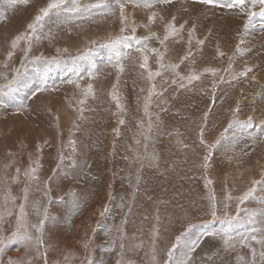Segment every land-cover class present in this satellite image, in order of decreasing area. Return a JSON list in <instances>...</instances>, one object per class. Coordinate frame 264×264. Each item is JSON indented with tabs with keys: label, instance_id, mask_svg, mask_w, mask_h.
I'll use <instances>...</instances> for the list:
<instances>
[{
	"label": "rangeland",
	"instance_id": "374dc122",
	"mask_svg": "<svg viewBox=\"0 0 264 264\" xmlns=\"http://www.w3.org/2000/svg\"><path fill=\"white\" fill-rule=\"evenodd\" d=\"M46 3L47 0H30L28 5L5 12L6 18L0 20V61L5 58L10 40L26 31L38 9ZM180 7V0H175L162 13L164 23L172 15H177V25L188 21L183 39L168 42L169 52L164 63H179V58L189 48L187 29L195 24V37L205 43L197 50L193 40V56L177 71L187 75L190 71L200 73L204 69H217L215 76L204 72L200 81L182 89L179 88V77L172 72L163 71L161 76L149 82L146 73L141 75L138 64L126 60L125 72L120 74L118 83L113 67L105 65L101 68L98 77L92 81L95 95L87 98L82 112L78 111L81 106L76 103L81 98L79 91L70 85H60L58 74L54 77L59 85L57 91L38 93L29 100L27 95L31 93L25 90L27 107L22 111H17L15 101L0 106V206L4 203L5 189L17 197V205L22 202V190L28 183L23 173L39 158V182L33 181L30 185L26 211L28 219L36 223L38 218L32 204L39 200L48 205L50 216L55 217L45 228L48 264H88L89 259L92 264H117L118 260L123 264H153L154 228L157 230V258L162 261L175 238L188 230L190 224L198 231L212 220L210 194L216 196L221 216L225 197L232 196L228 211L234 215L239 203L237 198L252 186L253 180L264 176V143L253 145L245 138L234 150L227 151L220 146L215 149L205 146L213 144L221 133L232 136L235 129L226 133L224 130L237 102L239 119L245 120L250 115L256 123L264 119V98H261L264 96V17H254L252 26L242 38L240 34L244 31L246 17L194 0H185L186 11L178 12ZM258 10L259 5L253 9ZM126 12L136 24L147 23V10L129 5ZM48 27L52 29L53 38L35 45L32 55L53 57L57 55V48H67L74 55L91 40L103 41L109 34H119L120 23L118 18L109 17L103 23L73 22ZM149 31L162 38L163 24L157 21L150 28L137 27L136 35L146 36ZM126 34L131 35V30ZM241 39L243 43H240ZM148 43L151 48L164 50L157 39ZM238 44L247 49L243 55L236 52ZM218 51L223 55H218ZM131 55L133 58L139 56L135 50ZM22 56L23 53L17 51L11 65L18 67ZM230 57H233L231 62ZM149 67L152 71L159 67L154 54L149 56ZM245 68L252 69L246 77L230 79ZM221 76L229 82L218 83L214 90L213 82L219 81ZM172 79H177L178 83L172 84ZM88 82L87 77L81 81L85 85ZM0 83H3L2 79ZM114 84H117L125 108L123 114L117 112L109 95ZM151 84H155L156 91L162 94L151 98L146 114L145 103ZM205 112H209L207 121L203 119ZM121 118L125 120L123 125L118 124ZM150 121L151 131L148 129ZM202 125L205 145L200 143ZM117 128L119 134L113 131ZM70 141L75 142V152ZM38 144L41 146L39 151ZM61 152L70 157L64 161L69 175L59 176L49 184L48 196L52 200L49 204L48 197L44 196V181L53 174ZM209 152L205 169L202 165ZM73 161L75 166L69 168ZM17 168L20 169L18 179L12 182L11 178L17 176ZM206 179L212 181L207 187ZM256 195L264 196V192L258 190ZM73 200L83 205L75 215L71 214ZM8 206L12 207L11 203ZM105 207L108 211L101 217ZM259 207L261 205L256 201L241 205L244 209ZM18 210V207L12 208L13 215L5 218L2 226L5 235L15 228ZM98 222L100 227H97ZM211 227L218 228L219 223L213 221ZM84 241H88V249L84 248ZM121 243L124 249L119 255ZM110 246L113 250L105 251ZM44 251L42 248L41 252ZM214 253L209 261L207 257ZM22 256L23 248L12 244L0 256V261L7 264L10 257ZM28 256L34 257L35 253L29 252ZM238 257L250 260L249 249L237 243L235 248L226 250L219 238L204 237L194 253V264H244ZM33 264H44V261L35 259Z\"/></svg>",
	"mask_w": 264,
	"mask_h": 264
},
{
	"label": "snow or ice",
	"instance_id": "6c2138e0",
	"mask_svg": "<svg viewBox=\"0 0 264 264\" xmlns=\"http://www.w3.org/2000/svg\"><path fill=\"white\" fill-rule=\"evenodd\" d=\"M175 0H47L46 5L40 7L35 15L33 21L27 25L25 32H21L15 35L9 42V48L5 53V58L0 61V79L3 83H0V106L4 105L8 101L16 102L17 111H22L27 107L24 95H27L25 90L30 91V95H27V99H32L38 93L57 91L59 85H57L54 77L58 74L60 76V85H70L77 89L81 98L76 101L77 105L81 106L78 111H83V105L88 97L95 95V90L92 81L98 77L101 68L105 65H110L117 72V83L121 73L125 72L126 60H131L133 64H138L141 75L146 73V78L149 82L155 80L156 77L162 75L163 71H170L175 77H179V88L186 89L193 85V82L200 81L204 72H211L213 76L216 75L217 69H204L200 73L190 71L187 75H181L177 69L182 63L187 61L193 56L192 42L195 40L197 50L199 46L204 45L205 41L197 39L195 37L196 25L187 29L188 36V51L184 56L179 58V63H164L165 55L169 52L168 42L179 41L183 39V32L185 31L188 21L177 25V15H172L171 18L164 23L165 15L162 13L170 7ZM194 2L205 5L214 6L221 9H228L234 15L246 17L243 29L240 34L243 38L247 34L248 29L252 26L254 17H264V0H194ZM30 0H0V20H4L5 12L15 9L19 5H28ZM181 7L178 12L186 11L185 0H180ZM131 5L134 9H144L148 11L147 23L138 25L135 21L129 19V14L126 12L127 6ZM259 5L258 11L253 9ZM158 9V10H153ZM109 17L118 18L120 23L119 34L113 36L109 34L107 39L103 41L91 40L83 50H78L74 55L69 53L67 48H57V55L53 57H45L43 55H32L33 48L40 41L44 39L51 40L52 29L49 25H55L60 27L68 25L73 22H97L103 23L108 20ZM157 21L163 24V37L158 36L156 32L149 31L146 36H137V27L150 28ZM115 22V19L113 20ZM264 27V25H262ZM48 28V31L45 29ZM131 30V35L126 34L128 30ZM157 39L160 45L163 47V51L159 48H151L149 46V40ZM243 43V39L241 42ZM135 50L139 56L133 58L131 53ZM17 51H21L23 56L18 67L12 66L11 61ZM247 49H242L240 44L236 47V52L243 55ZM154 54L156 56V63L159 66L156 71H152L149 67V56ZM223 55L222 52L217 53ZM233 57H230L231 60ZM231 63L229 64V68ZM251 68H245L243 71L232 75L230 79L232 81L244 78ZM88 78V83L82 84L81 81ZM254 79V77H253ZM51 81V83H50ZM172 84H177V79H172ZM224 77L221 76L219 81L213 82V88L218 83H228ZM156 91L155 84H151L149 88L148 97L145 103V112L147 114L148 104L151 102V98L154 95H161ZM215 94V91H214ZM112 101L115 102L117 112L123 114L125 111L124 105L121 102L120 94L117 91V84L113 85V90L109 93ZM259 95V94H258ZM264 98V96H261ZM239 110V102H237V108L233 109V116L228 122V127L224 132H228L229 129H235L231 137L226 136L224 133L216 139L211 145H205L204 140V127L200 129V143L205 145L209 149H215L217 146L224 147L225 150H234L241 139H248L253 145L264 143V119H261L258 123L254 122L253 116H248L247 119L241 120L237 116ZM115 115V113H114ZM209 118V112L204 113L203 119L207 121ZM124 119H119L118 124L123 125ZM142 126V125H141ZM151 121L149 122L148 129L151 131ZM255 129V131H250ZM113 131L119 134V129H113ZM147 139V137H145ZM139 143V141H137ZM72 151L75 152V142L70 141ZM248 145L246 144L245 147ZM40 145H37L39 151ZM185 147H187L185 145ZM247 155V153H244ZM211 152L204 157V164L202 165L207 169V160ZM70 159L66 157L63 152L59 154V161L57 167L53 169V174L44 181V196L48 197V203H52L51 198L48 196L50 191L49 184L57 179L59 176H68L69 171L64 167V161ZM231 159V157H229ZM31 160V157H30ZM75 166V162L69 165V168ZM8 167V165H5ZM41 165L39 158L30 163V166L24 171L28 183L22 190V202L17 205V197L11 194L9 189H5L3 196V206H0V256H3L6 250L12 244H17L24 250V256L17 257L15 259L9 258L7 264H33L35 259L42 258L44 264H48L47 260V246L45 245V228L48 222L54 221L55 217L50 216L49 208L47 204H43L41 201H35L32 204L36 216L38 218L36 223H32L28 219V212L26 208L29 201L30 185L33 181L39 182L37 175ZM17 176L12 177V182H16L20 169L17 168ZM137 182H139V176H137ZM212 183L211 180L206 179L205 186L207 187ZM264 192V176L258 180L252 181V186L245 191L237 199L239 203L236 205V213L230 214L229 203L232 197L226 196L222 206L223 215L218 213L221 208L218 206L217 198L214 194H210L209 200V214L212 218L211 221L205 223V226L196 231L194 225H189L188 230L181 233L175 238V243L169 247L164 255L163 260L157 258V252L155 248V237L157 230L153 229V247L151 260L153 264H194V253L199 246V242L204 237L219 238L223 247L227 249L235 248L236 244L249 249L251 259L245 260L244 257H238V260H244V264H264V196H257V191ZM246 201H256L261 207L256 209H244L241 205ZM60 202V201H57ZM11 203L12 207H9ZM18 207L16 213L15 228L10 231V234L5 235L3 231V224L6 217L13 215L12 208ZM83 205L78 200L72 202V215L77 214ZM108 211L105 207L104 211L100 213L101 217ZM243 213V214H242ZM158 219V218H157ZM219 223L218 228L211 227L212 222ZM100 222L97 223V227H100ZM95 231V229H93ZM120 231V229H118ZM115 245V241H112ZM85 249L89 248L88 241H84ZM120 253L123 254L124 245H119ZM44 248L45 251L41 252ZM113 250L112 246L105 249L107 252ZM29 252H34L35 256H28ZM208 256L207 259L211 261L213 256ZM67 259V258H66ZM0 264H3L0 261ZM88 264H92L89 259ZM117 264H123L121 260L117 261Z\"/></svg>",
	"mask_w": 264,
	"mask_h": 264
},
{
	"label": "bare ground",
	"instance_id": "6f19581e",
	"mask_svg": "<svg viewBox=\"0 0 264 264\" xmlns=\"http://www.w3.org/2000/svg\"><path fill=\"white\" fill-rule=\"evenodd\" d=\"M131 11V10H130ZM233 18V17H232ZM235 20V19H234ZM215 22V21H214ZM232 22V24H233V21H231ZM262 25V24H261ZM245 41H247V40H245ZM255 41V40H254ZM245 43V42H244ZM262 43V42H261ZM227 53H228V51H227ZM250 54V53H249ZM247 57V56H246ZM262 59V58H261ZM236 71V70H235ZM235 74V73H234ZM264 74V73H263ZM257 76H258V74H257ZM258 80V79H257ZM235 84V83H234ZM246 85V84H245ZM244 93V92H243ZM249 109V108H248ZM220 125V124H219ZM236 173V172H235ZM264 175V174H263ZM251 176V175H250ZM229 190V189H228ZM248 190V189H247ZM230 191V190H229ZM227 192V191H226ZM227 193H230V192H227ZM260 196V195H259ZM232 197V196H231ZM100 200V199H99ZM88 211V210H87ZM235 213V212H234ZM88 215V214H87ZM151 218V217H150ZM154 220V219H153ZM77 223V222H76ZM77 230H79V229H77ZM76 233V232H75ZM80 235V234H79ZM65 237V236H64ZM76 241V240H75ZM62 242H63V240H62ZM60 243V242H59ZM64 246V245H63ZM79 246V245H78ZM70 247H72V246H70ZM77 249V248H76ZM69 253V252H68Z\"/></svg>",
	"mask_w": 264,
	"mask_h": 264
}]
</instances>
